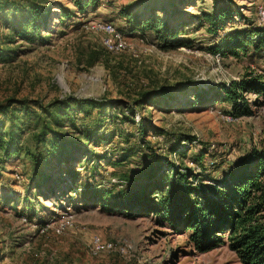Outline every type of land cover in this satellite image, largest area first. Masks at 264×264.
<instances>
[{"label": "rangeland", "instance_id": "obj_1", "mask_svg": "<svg viewBox=\"0 0 264 264\" xmlns=\"http://www.w3.org/2000/svg\"><path fill=\"white\" fill-rule=\"evenodd\" d=\"M215 1L228 0H96L83 10L75 0H0V104L13 98L29 105L27 115L19 114L24 128L20 145L41 159L34 166L24 150L8 157L0 151V264H241L227 244L201 251L189 240L188 231L159 215L103 210L92 196L95 187L125 186L115 175L123 170L135 175L136 158L122 167L109 166L106 159L120 154L124 133L131 142L141 140L139 123L148 129L143 140L149 151L173 164L189 166L208 184L225 177L232 161L250 147L264 145L260 92L244 94L252 115L230 122L221 117L228 114L229 103L215 98L220 86L248 78L246 74L259 75L264 86V55L248 52L235 57L209 51L233 29L248 23L260 26L257 6L264 8V0H231V19L213 34L200 18L212 11ZM34 3H47L51 15L35 41L29 42L16 36L12 28ZM122 8L170 18L192 44L162 50L148 35L128 29L119 14ZM96 20L112 22L127 37L129 49L105 50L99 34L89 28ZM150 90L160 97L135 103L141 93ZM69 96L103 99L106 105L100 114L95 109L87 118L63 120L61 128L77 141L76 146L78 141L84 146L75 151L72 162L59 165L47 156L51 135L47 142L38 143L33 133L44 121L56 126L48 103ZM95 117L105 119L106 131H116L111 142L87 141L82 136L80 127L93 124ZM2 120L7 131L10 120ZM187 136L194 137L191 143L181 141ZM177 144L189 149L185 156L168 153ZM201 151H207L205 167L192 160ZM42 180L45 184L38 187ZM67 217L72 226L57 233V224ZM93 234L113 242L116 250L89 254L86 241ZM124 242L132 248L118 252Z\"/></svg>", "mask_w": 264, "mask_h": 264}, {"label": "trees", "instance_id": "obj_2", "mask_svg": "<svg viewBox=\"0 0 264 264\" xmlns=\"http://www.w3.org/2000/svg\"><path fill=\"white\" fill-rule=\"evenodd\" d=\"M95 2L96 0H75L78 8L82 10L93 6ZM67 14L68 11L62 13ZM119 14L130 31L148 35L162 50H175L192 44L189 39L183 37V31L175 27L168 17L163 18L153 13L141 15L127 8L120 9ZM50 15L51 9L47 3H34L22 19L15 21L12 32L33 42L40 30L47 26ZM231 15V0L219 4L215 1L212 11L203 13L200 20L203 19L207 23V31L215 34L225 28ZM209 51L235 57L239 53L248 52L251 56L264 55V26L248 23L233 29L223 34ZM246 75L248 78H240L238 81H230L227 86H220L215 97L229 103L228 114L233 118L252 115L253 111L244 96L246 92H260L264 98V86L263 81L259 80L260 76ZM160 95L155 90L145 91L135 103L142 105L152 96L159 98ZM105 105V100L94 98L69 96L53 100L48 103V107L51 108L56 126H53L51 121H44L39 131H34L33 139L38 143L47 142V136L51 135L48 139L51 141L48 143L47 156L57 159L59 165L72 162L75 151L84 145L78 141L80 145L76 146L77 141L61 128L64 125L63 120L75 122L80 118L78 116L87 118L95 109L100 114ZM29 110V105L23 100L10 98L0 104V120L6 117L10 120L7 131L4 129L3 120L0 122V151L8 157L24 150L36 166L41 159L20 145V135L24 128L19 114L25 116ZM97 117L92 119L93 124H83L80 127L82 136L87 141L111 142L117 135L116 131H106L102 126L105 119ZM137 131L141 135L138 143L134 139L131 142L129 134H123L124 145L116 158L106 159V155L97 154L99 158L106 159L107 165L112 167L126 166L134 158L138 160L135 175L129 169L114 173L125 186L119 189L94 188L95 195L92 196L97 198L100 207L126 215H159L172 226L188 231L189 240L201 251L227 244L241 264H264V145L260 148L250 147L232 161L225 177L213 179V182L208 184L200 177L201 173L193 174L189 166L182 163L173 164L171 159L149 151L143 140L148 132L145 125L139 123ZM193 139L194 137L187 136L181 141L191 143ZM169 148V154L178 153L181 156H185L189 150L180 144L171 145ZM206 152L195 153L192 160L205 167L203 159ZM135 183L136 188H133ZM41 184L44 185L45 180L37 186L40 187ZM84 192L90 196L88 189Z\"/></svg>", "mask_w": 264, "mask_h": 264}, {"label": "built area", "instance_id": "obj_3", "mask_svg": "<svg viewBox=\"0 0 264 264\" xmlns=\"http://www.w3.org/2000/svg\"><path fill=\"white\" fill-rule=\"evenodd\" d=\"M258 23L260 26H264V8L262 5L257 6ZM89 28L99 34L100 44L102 47L112 53H119L123 50L129 49V43L127 37L118 30L114 24L110 21L96 20L91 21ZM222 119L226 122L235 120L230 114H222ZM72 226V220L70 217L64 218L56 226L57 233H62L65 229ZM87 251L91 255H101L103 253L112 252L116 250L113 242L105 241L96 234L90 235L86 241ZM132 245L128 242H124L118 246V252L126 253L127 250L131 249Z\"/></svg>", "mask_w": 264, "mask_h": 264}]
</instances>
